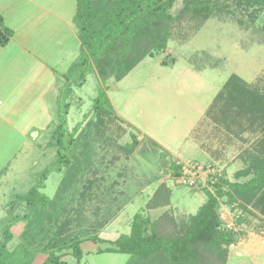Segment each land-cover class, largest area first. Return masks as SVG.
I'll return each mask as SVG.
<instances>
[{
    "label": "trees",
    "instance_id": "16d2710c",
    "mask_svg": "<svg viewBox=\"0 0 264 264\" xmlns=\"http://www.w3.org/2000/svg\"><path fill=\"white\" fill-rule=\"evenodd\" d=\"M175 2L77 0L74 22L80 53L63 74L65 85L57 98L58 119L50 129L47 144L56 147V158L41 173L38 183L18 195L24 211L4 225L0 264H34L39 255H45L40 264H81L85 254L82 244L86 241L110 243L98 251L129 254L126 264H227L230 246L238 241L237 226L249 221L244 215L255 209L264 218V85L251 83L237 73L225 81L205 117L230 135H254L251 149L242 155L246 166L235 172L234 181L228 178L226 169L212 174L209 186L204 187L206 202L181 222L179 230L160 231L164 227L161 220L152 221L138 211L129 233L108 240L100 233L109 220L88 218L82 206L71 205L77 193L83 199L90 194L93 182L85 177L94 172L96 162H102V156L97 160V142H107L112 137L110 126L118 116L107 93L109 79L119 81L147 56L165 51L174 26L183 22L198 30L211 18L229 17L246 29L256 27L264 33V0H182L174 13ZM12 36L13 30L4 24L0 14V45H6ZM170 60L175 62L173 57ZM90 73H95L101 83L93 99L91 117L85 125L78 123L70 129L68 115L74 102L69 95L74 94V86L86 83ZM124 134L117 133V138ZM131 137V142L120 146L126 155L140 144L137 134L131 132ZM183 167L172 160L175 177L186 174ZM52 171L62 173V177L51 197L42 189ZM247 176L248 180H239ZM81 185L84 189L79 192ZM164 187L156 192L158 198L150 208L164 205L163 199L167 201ZM222 199L231 210L241 209L234 226L226 224L220 214ZM19 221L24 222V228L18 243L10 247L15 237L11 228ZM69 256L75 258L74 263L67 260Z\"/></svg>",
    "mask_w": 264,
    "mask_h": 264
},
{
    "label": "rangeland",
    "instance_id": "374dc122",
    "mask_svg": "<svg viewBox=\"0 0 264 264\" xmlns=\"http://www.w3.org/2000/svg\"><path fill=\"white\" fill-rule=\"evenodd\" d=\"M181 5L182 0H176L172 11L176 13ZM172 57L174 63H170ZM164 60L169 63H163ZM232 73L264 85V33L256 27L246 29L229 17H214L198 30L187 22L174 26L165 51L147 56L123 79L108 80L107 93L119 118L110 126V140L97 142V160L102 156V162H96L94 172L85 177L93 182L90 194L83 199L77 193L71 204L75 208L82 206L88 218L109 220L101 237L114 240L129 233L138 211L152 221L161 220L160 225L165 228L160 230L159 225L160 231L174 233L183 220L196 214L206 202L204 187L209 186L212 174L226 169L228 178L236 180L234 174L245 168L242 155L251 149L254 135H230L205 117ZM100 85L95 73H90L81 89L74 86L81 97L69 95L76 103L68 119L70 129L89 120ZM119 132L125 134L117 138ZM131 132L137 134L140 144L126 155L120 146L132 141ZM48 139L46 133L27 158L14 162L10 181L0 189V240L7 221L24 211L25 205L18 195L38 183L41 173L55 161L56 147L48 146ZM172 160L184 165L186 177L193 176V185L173 175ZM61 177L62 173L52 171L42 191L54 196ZM163 185L168 190L162 189L168 194L167 201L163 199L164 205L150 208ZM83 189L81 185L79 192ZM223 201L220 214L226 224L234 226L241 209L231 210ZM244 216L249 221L237 226L238 241L230 246L227 264H264V218L255 209ZM23 228V221L12 226L15 237L10 247L18 243ZM107 246L111 244L84 242L81 264H126L129 254L98 251ZM44 258L45 255H39L34 264H40ZM67 260L75 262L72 256Z\"/></svg>",
    "mask_w": 264,
    "mask_h": 264
},
{
    "label": "crops",
    "instance_id": "0c3cea01",
    "mask_svg": "<svg viewBox=\"0 0 264 264\" xmlns=\"http://www.w3.org/2000/svg\"><path fill=\"white\" fill-rule=\"evenodd\" d=\"M76 11L77 0H0L13 30L0 45V189L14 162L27 158L58 119L63 74L80 53Z\"/></svg>",
    "mask_w": 264,
    "mask_h": 264
},
{
    "label": "built area",
    "instance_id": "2783aa9c",
    "mask_svg": "<svg viewBox=\"0 0 264 264\" xmlns=\"http://www.w3.org/2000/svg\"><path fill=\"white\" fill-rule=\"evenodd\" d=\"M192 177L193 176H191V175H189V176L186 177V175L184 174V175L180 176V181L181 182L184 181L186 184L189 183V184H192L193 185L194 184V180L192 179Z\"/></svg>",
    "mask_w": 264,
    "mask_h": 264
}]
</instances>
